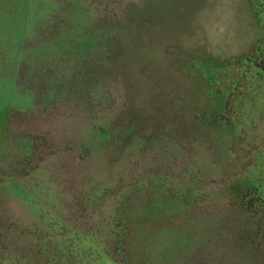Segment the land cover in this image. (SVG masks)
Segmentation results:
<instances>
[{"label":"rangeland","instance_id":"rangeland-1","mask_svg":"<svg viewBox=\"0 0 264 264\" xmlns=\"http://www.w3.org/2000/svg\"><path fill=\"white\" fill-rule=\"evenodd\" d=\"M0 264H264V0H0Z\"/></svg>","mask_w":264,"mask_h":264}]
</instances>
